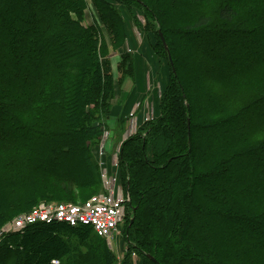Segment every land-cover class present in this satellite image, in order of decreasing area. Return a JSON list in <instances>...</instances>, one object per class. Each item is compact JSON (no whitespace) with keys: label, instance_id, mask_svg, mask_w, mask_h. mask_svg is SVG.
I'll return each mask as SVG.
<instances>
[{"label":"trees","instance_id":"obj_1","mask_svg":"<svg viewBox=\"0 0 264 264\" xmlns=\"http://www.w3.org/2000/svg\"><path fill=\"white\" fill-rule=\"evenodd\" d=\"M204 1L91 0L98 19L87 25L88 0H0V233L41 193L91 191L73 204L105 193L94 150L116 98L111 57L117 85L135 78L133 56L119 53L118 6L137 5L169 78L159 115L118 152L129 197L120 264H264V47L247 50L263 37L264 0H248V20L238 19L237 0H223L216 20L196 11ZM116 258L87 225L0 234V264Z\"/></svg>","mask_w":264,"mask_h":264},{"label":"rangeland","instance_id":"obj_2","mask_svg":"<svg viewBox=\"0 0 264 264\" xmlns=\"http://www.w3.org/2000/svg\"><path fill=\"white\" fill-rule=\"evenodd\" d=\"M88 1H89L88 3L89 8L88 11L85 12L86 14L85 24L91 25L93 24V20L94 19L97 20L98 17L95 14L93 5L90 2L91 0ZM223 2H224L223 0H205L203 3L197 5L196 11L199 12L200 14H205L209 16L213 20H216L217 7L220 6V4H223ZM249 3H253V2L248 0H237L234 2V4L232 3V6L237 11L239 20L249 19L248 18L249 15L247 13V8ZM130 7H131L130 9H126L123 6L120 5L118 6V8L121 11L122 19L124 21L123 27L125 33V44L119 50V53L121 54L129 53L133 56L135 78L129 79L123 77L125 79H122L121 84L117 85L116 79H119L118 78L119 74L116 71V67H117L116 65L119 62V58L118 56L111 57L112 70L115 76L116 98L113 100L111 113L108 116V120L106 121L108 130L103 134L100 144L94 150V157L96 159V162H98L101 171V177L102 175H107L108 177L109 176L117 177L119 182L118 185L121 189L122 187L119 179V170L118 167L114 166L115 163L116 166L118 165L117 163L118 159L116 157H118L120 145L127 137L132 136L136 133L135 131L139 127L136 121V117L140 116L139 113L142 114V117H144V119H146L147 117H148L147 119H151L152 117H156L159 115L158 103L161 99L163 88L160 90V92L159 91L157 92L159 87L157 83L159 82L161 83L162 81V84H165V82H163L165 80L164 79L162 80V78H164L165 77L164 75L169 71V66L167 64V61L162 60V62L164 61V64L165 63L167 64L168 71H164L163 76L162 74H160L159 78H156V74L154 72L155 67L152 66V64L149 62V58L146 57L145 53L141 58V55L139 54V50L131 45H128L129 38H132L133 36H135L139 40L140 39L144 40L145 46L149 48H152V46H155L156 44L153 31L146 30L145 27L146 22L143 18L142 9H140V7H138L137 5H130ZM156 28H158L157 25ZM101 29L105 36L106 43L109 46L108 34L103 27ZM262 36L263 39L264 34ZM145 37L148 40H146ZM262 39L256 37L252 40L253 42L250 45H248L247 50H250V56L251 55L254 56L255 54L258 53L261 47H264V40ZM223 41L225 42L226 40H222L221 43H224ZM234 47H235L234 49L236 50L240 47H243V41L238 40L237 46ZM225 52L226 51H221L220 53L223 54L224 57H229V55ZM248 88L251 87L246 86L245 88H243V94L241 97H245V95L248 93ZM154 96L156 97V100L153 99ZM225 99L226 98L224 96L223 102ZM154 101L156 102L155 103L156 107L153 105ZM226 105L229 106L230 104L227 102ZM116 111L120 112L118 116L116 115ZM116 116L119 117L118 120L115 119ZM257 139L264 140V135L259 136ZM91 194L92 193L89 190L76 191L73 192L72 195L71 194L69 195L68 193L61 194L60 196H57L55 194L41 193L40 195L37 196L39 202L36 204L35 207H38L39 205L52 204V203H69V204L80 203L83 202L88 197H90ZM9 222H7L5 226ZM125 226H126V219L124 220L118 231L112 236L111 240L110 241L105 240L109 249L116 254L117 264H120V261L123 259V255L126 251V242L124 238ZM2 230L0 234L4 233ZM35 237L37 240H40V238L37 235H35ZM133 264H140L139 260L137 258L133 259Z\"/></svg>","mask_w":264,"mask_h":264},{"label":"built area","instance_id":"obj_3","mask_svg":"<svg viewBox=\"0 0 264 264\" xmlns=\"http://www.w3.org/2000/svg\"><path fill=\"white\" fill-rule=\"evenodd\" d=\"M117 158V157H116ZM116 166V163L114 165ZM105 193L93 196L83 204L52 203L39 205L20 214L4 228V233H15L36 223H66L69 226H91L98 236L110 241L126 217L128 199L119 187L117 177L102 175ZM57 264V262H53Z\"/></svg>","mask_w":264,"mask_h":264},{"label":"crops","instance_id":"obj_4","mask_svg":"<svg viewBox=\"0 0 264 264\" xmlns=\"http://www.w3.org/2000/svg\"><path fill=\"white\" fill-rule=\"evenodd\" d=\"M126 25V24H125ZM145 39L146 40H148L146 37H145ZM130 43H132V44H130ZM128 45H131V46H133L134 48H137L138 50H139V54L141 55V58H142V56H143V54L145 53V55H146V57H148L149 58V62L152 64V66H154L155 67V70H154V72H155V74H156V78H159V75L160 74H162V76H163V73H164V71H168V67H167V64L165 63L164 64V61L162 62L154 53H153V51L151 50L152 48H149V47H147V46H145V42H144V40H142V39H138V38H136L135 36H133L132 38H129V43H128ZM136 60V59H135ZM167 67V68H166ZM167 69V70H166ZM168 75H169V71L164 75L165 77L164 78H162V80L164 79L165 81H163V82H165V84H162V81H161V83L159 82V83H157L158 84V90H157V92L159 91L160 92V90L163 88V91H164V89L166 88V86H167V83H168ZM167 82V83H166ZM155 95V94H154ZM154 100H156V97L154 96V98H153ZM146 101H148V100H146ZM150 102V101H149ZM145 103H147V102H145ZM151 103V102H150ZM154 104V106L156 107V105H155V101L153 102ZM158 107H159V103H158ZM158 111H159V108H158ZM119 111H116V115L118 116L119 115ZM140 114V116H138V117H136V121H137V123H138V125L140 126L143 122H145L146 121V119L148 118H146V119H144V117H142V114L141 113H139ZM158 115V114H157ZM116 116V120H118V118L119 117H117ZM144 116V115H143ZM157 117V116H156ZM141 118V119H140ZM153 118H155V117H152L151 119H153ZM115 120V121H116ZM147 120H149V119H147Z\"/></svg>","mask_w":264,"mask_h":264},{"label":"water","instance_id":"obj_5","mask_svg":"<svg viewBox=\"0 0 264 264\" xmlns=\"http://www.w3.org/2000/svg\"><path fill=\"white\" fill-rule=\"evenodd\" d=\"M158 35H159V37H160V40H161L162 45H163V47H164V50H165V52H166V54H167L168 63H169L170 67H171L172 70H173V63H172L171 55H170V53H169V50H168V47H167V45H166V42H165V40H164V38H163V35H162L161 31H159V30H158ZM188 126H189V125H188Z\"/></svg>","mask_w":264,"mask_h":264}]
</instances>
